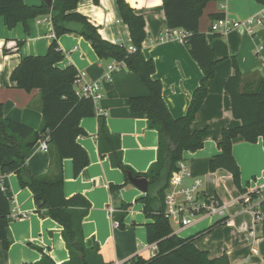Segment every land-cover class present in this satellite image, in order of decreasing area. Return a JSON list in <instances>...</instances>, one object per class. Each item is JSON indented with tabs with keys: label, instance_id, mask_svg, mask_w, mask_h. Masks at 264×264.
<instances>
[{
	"label": "crops",
	"instance_id": "1",
	"mask_svg": "<svg viewBox=\"0 0 264 264\" xmlns=\"http://www.w3.org/2000/svg\"><path fill=\"white\" fill-rule=\"evenodd\" d=\"M29 6L40 5L42 0H24ZM135 14L143 17L146 40L142 55L154 65L153 79L160 82L163 102L171 117H183L189 106L193 91L198 87L202 71L188 51L182 39L160 41V35L167 31L162 0H125ZM77 11L88 18L99 31L101 38L114 44L131 46L127 25L121 22L114 0H92L78 2ZM218 15L231 20H254L252 32L235 29L226 35L210 33L211 24ZM198 30L206 37L215 57L214 77L207 81V95L202 107L191 123L192 130H209L202 148L196 152H185L183 161L189 175L201 180L202 193L215 197L227 205L232 226L217 224L220 219H197L190 227L173 233L181 238L195 236V246L210 258L227 256L230 264H264V220L255 223L253 216L243 210L240 195L243 193L233 184L231 174L226 170L211 171L209 160L219 154L216 141L224 128H238L239 120L232 117L231 102L225 89V82L234 74L235 61L243 73H256L264 79V6L254 0L209 1L198 19ZM259 21V23L257 22ZM25 26L18 24L9 29L0 18V109L4 118L11 119L37 130L41 127L39 92L18 89L11 80V72L25 56L44 55L53 37L50 21L33 19ZM183 32L181 29H175ZM63 59L57 67L74 66L83 74L81 84L98 82L102 98L95 104L96 114L105 118L110 133L120 138L123 164L136 173H144L157 160V132L148 127L144 113L134 114L125 98L114 89L112 77L126 72L124 64L108 67L113 60H100L90 42L71 33L58 38ZM17 42H23L17 50ZM7 50L6 55L3 50ZM80 126L85 132L75 139L89 157L88 165L74 177L72 161L62 160L64 173L63 193L66 198L82 195L90 209L82 219L85 244H98L103 261L109 264H123L132 257L148 259L156 254V246L147 242L142 204L138 200L144 193L131 186L124 174L110 164L108 156L98 153L96 117L83 118ZM0 143H4L0 132ZM233 157L240 169L242 189L250 188L256 176L264 174V150L259 139L255 144L241 138L232 143ZM25 169L33 175L45 174L56 156L47 150H40L38 143L26 156ZM6 196L11 198L12 211L8 217V249L0 241V264L34 263L41 259L35 247L41 248L55 264L69 260L70 255L61 237V225L49 218L47 211L37 212L31 190L21 189L15 174L10 173L1 180ZM111 185L120 186L111 190ZM253 188V186L251 187ZM128 208L123 217V227L115 226L112 214ZM111 210L113 211L111 213ZM255 233V242L249 236ZM252 248L257 254L252 253Z\"/></svg>",
	"mask_w": 264,
	"mask_h": 264
},
{
	"label": "trees",
	"instance_id": "2",
	"mask_svg": "<svg viewBox=\"0 0 264 264\" xmlns=\"http://www.w3.org/2000/svg\"><path fill=\"white\" fill-rule=\"evenodd\" d=\"M42 0L40 5L29 6L24 0H0V18L9 29L21 24L27 27V21L49 17L53 27L51 44L44 55L25 56L11 72V80L22 91L39 92L42 113L41 127L37 130L3 117L0 109V132L4 143H0V174H15L21 189L32 192L37 212L47 211L49 218L61 225V237L70 255L69 260L61 264H109L103 261L99 247L94 242L90 247L83 237L82 219L88 213L90 204L80 194L66 198L63 193L64 173L62 160L72 161L74 177L89 163L85 150L77 143L76 137L84 135L80 126L83 118L96 117L98 122V153L108 156L112 167L127 176L144 177L148 182V191L138 200L142 204L147 242L156 246V254L148 259L135 256L123 264H230L225 255L210 258L199 250L195 236L181 238L173 233L171 224L164 216V196L169 182L178 171V162L183 161L185 152H196L209 136L207 127L192 130L191 123L200 110L207 95L206 83L214 77L215 57L206 37L198 30V19L209 1L217 0H162L164 17L169 29H181L185 32L184 43L189 53L202 71L198 87L193 91L188 110L183 117L170 116L162 98L160 82L152 78L154 65L152 60L142 55V45L146 40L145 23L142 16L135 14L125 0H114L118 7L119 18L127 25L129 39L134 52H129L122 44L103 40L98 28L88 18L77 11L82 0H50L51 5ZM94 4L98 0H92ZM264 6V0H254ZM221 15L215 17L220 18ZM75 33L89 41L96 56L102 60L123 62L126 72L112 77L114 89L121 98L128 101L134 114L144 113L148 127L157 132V160L144 173H136L123 164L120 138L108 131L105 118L96 114L93 101L79 97L74 90L77 71L74 66L63 69L57 63L63 59L58 45L62 35ZM23 42H17L16 49ZM7 50H3L6 55ZM234 74L224 86L231 102L232 117L238 119V128H224L216 141L218 155L209 160L211 171L226 170L231 174L233 184L241 192L240 169L233 157L232 143L241 138L244 142L255 144L259 139L264 150V79L252 72L243 73L235 61L232 62ZM41 141H45L48 150L56 156L49 170L40 176L31 175L25 169L26 156ZM111 190L120 186L111 185ZM128 205L112 214L113 219L123 227V217ZM264 208V205H263ZM12 211L11 198L0 189V241L3 249H8V217ZM221 224V221L215 225ZM41 259L34 263L55 264L41 248L35 247Z\"/></svg>",
	"mask_w": 264,
	"mask_h": 264
},
{
	"label": "built area",
	"instance_id": "3",
	"mask_svg": "<svg viewBox=\"0 0 264 264\" xmlns=\"http://www.w3.org/2000/svg\"><path fill=\"white\" fill-rule=\"evenodd\" d=\"M50 18L40 19L42 21ZM259 23V21H257ZM254 20L238 21L231 20L228 17L222 16L214 21L210 26V33L215 35H226L235 29H244L246 32H252ZM185 32H177L175 29H169L160 35V41H170V39L178 38L184 41ZM129 52H134V47L127 48ZM124 64L123 62H121ZM113 62L108 67L109 71L115 69L116 64ZM83 74L77 73L74 80V90L79 97L91 99L94 105L102 98L100 85L98 82L81 84ZM48 146L45 141H41L40 150H47ZM178 171L174 174L169 182V188L165 192L164 216L171 223L177 226L179 230L186 229L191 226L197 219H220L221 224L232 226L233 220L228 216L227 205L222 203L215 197L205 196L202 193L201 180L189 175V171L184 161L178 162ZM5 175L0 174V183ZM254 181H259V184L253 188H247L240 195V202L243 205V210L253 216L255 223L264 220V174ZM0 189L3 190L1 184ZM4 191V190H3ZM113 211L111 210V213ZM115 226L119 223L115 221ZM249 236L252 243L255 242V233L249 231ZM252 253L257 254V250L252 248Z\"/></svg>",
	"mask_w": 264,
	"mask_h": 264
},
{
	"label": "water",
	"instance_id": "4",
	"mask_svg": "<svg viewBox=\"0 0 264 264\" xmlns=\"http://www.w3.org/2000/svg\"><path fill=\"white\" fill-rule=\"evenodd\" d=\"M46 3L48 5H51V1L47 0ZM127 181L128 183L135 187L137 190H139L142 193H146L148 191V182L144 177H136V176H132L130 173L127 176Z\"/></svg>",
	"mask_w": 264,
	"mask_h": 264
},
{
	"label": "rangeland",
	"instance_id": "5",
	"mask_svg": "<svg viewBox=\"0 0 264 264\" xmlns=\"http://www.w3.org/2000/svg\"><path fill=\"white\" fill-rule=\"evenodd\" d=\"M260 177V175L259 176H256V179H258ZM257 184H259V181H254V180H252V184L250 185V188L253 186V187H256V185ZM248 188V187H247ZM208 221H209V219H206L204 222L205 223H208ZM177 226L176 225H174L173 223H171V228L172 229H175Z\"/></svg>",
	"mask_w": 264,
	"mask_h": 264
}]
</instances>
